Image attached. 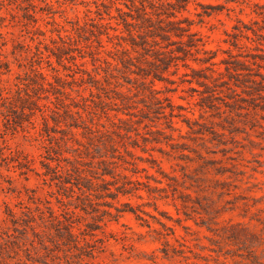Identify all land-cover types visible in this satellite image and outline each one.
<instances>
[{"label":"rangeland","instance_id":"374dc122","mask_svg":"<svg viewBox=\"0 0 264 264\" xmlns=\"http://www.w3.org/2000/svg\"><path fill=\"white\" fill-rule=\"evenodd\" d=\"M168 1L2 0L0 264L264 263V0H188L199 51L163 71L175 45H133L116 7Z\"/></svg>","mask_w":264,"mask_h":264},{"label":"trees","instance_id":"16d2710c","mask_svg":"<svg viewBox=\"0 0 264 264\" xmlns=\"http://www.w3.org/2000/svg\"><path fill=\"white\" fill-rule=\"evenodd\" d=\"M2 0H0V6ZM135 0H132V5H135ZM188 0H176V4L171 3V2H160L158 4V6L153 5L155 8L154 11H151L150 13H148V11L145 9V5L141 4V9L139 8V12L137 13L136 16H133L130 12H126V11H122L120 8L116 7V10L118 12L119 17L121 18L125 29L128 31L130 39H131V43L133 45H137V43L135 42V36L133 35V33L131 31L135 30L137 37H140L142 39V43H140V45L145 49L146 45H150V46H158V44L160 43L158 41V39H160L161 41H166L167 44L164 46H171V45H175L174 49H169L168 51H162V46H159V49H157L156 51H158V54H163V53H167L168 55L166 56L167 59H163L162 63L165 64V67H163V71H165L170 64L172 65H176V61L177 60H184L185 56H187L188 54H191V49L195 48L196 51H199V41L200 39L197 37L196 38V33L191 32L189 30V25L191 24L189 21H187L186 19H180L178 17H176V12H180L181 10L185 9V6L187 4ZM150 4V3H149ZM257 5V4H256ZM176 7V9H175ZM261 14V13H259ZM109 15V14H108ZM152 16H155V18H153ZM127 17H129L131 20L134 21H129L127 19ZM140 22V24L137 22ZM184 22H186V25H182ZM137 26V27H136ZM132 28V29H131ZM137 28V29H136ZM255 32V31H254ZM260 37H262L264 39V35L263 34H258ZM115 37H118L117 35H115ZM173 37H175L176 39H173ZM183 37H187L186 40H183ZM144 44V45H143ZM236 44V43H235ZM233 44V45H235ZM257 50H259L261 53L259 55H251L252 57V64H256L257 67H264L259 65L257 63V60L255 59L258 58L261 61H264V49L263 48H259L257 47ZM127 50H123V53L126 52ZM205 52V51H204ZM177 53H181L182 56L178 55ZM156 58V57H155ZM213 58L212 55L206 57V58H194L193 60L195 62H201V63H205V62H209L211 67H207V69H211L212 67L215 65V63L213 61H211V59ZM127 59H131L130 57H128ZM57 61L61 62V57L57 56ZM0 62H2L0 60ZM3 67L5 68L6 71H8V63L7 62H2ZM234 64L236 65V68L234 70H247V64H245L242 60L236 59L234 61ZM183 66L186 68H190L191 71L193 73H197L199 71H202L203 69H195L189 65H187L186 63H183ZM239 66V67H237ZM157 71V70H156ZM156 71H154L153 73V78H156L158 80H162V81H166L167 78L163 77L162 75H158L156 73ZM214 71V70H212ZM176 71H173V73H175ZM34 76L36 77V79H39L36 82L35 88L36 90H40V71L38 70H34L33 71ZM146 76V73L144 74ZM255 76H259L261 77V79H263L264 74H262L261 72H258L256 74H254ZM42 78H44V76L41 74ZM203 78H207L206 76H203ZM39 81V82H38ZM254 83H257L256 80H252ZM201 85H204L205 83H200ZM264 88V86H263ZM45 89V88H44ZM17 92L19 94V98L22 97V95L20 94V88L18 87ZM60 94H65L63 91H58ZM38 94V93H35ZM37 99L40 98L39 95H36ZM25 97L26 99L29 101V105L28 106H24L22 107V109L27 108L28 109V113L27 115H32L35 109H39V105L37 103V99H33V96H31L28 93H25ZM11 103L10 97L4 96L2 94V91L0 90V113L2 108H7L6 105ZM64 111L63 113H65L66 115H73V112L71 111V109H69V107L64 104ZM68 126H77L75 123L72 124H68ZM104 175H110L112 176L111 171H108V169H103L102 172L100 173L99 179H101V181H103V184L105 185H109V182L106 181L104 179ZM96 178V177H95ZM78 178H76L77 180ZM89 182L87 185L83 184L81 186L85 187L86 190H91L93 188V182L91 181V179H89ZM80 188V187H78ZM106 190H109L107 187H105ZM107 195L110 198H115L116 194L111 193L109 191H107ZM123 193H125V189L122 191ZM107 206H111L107 203ZM107 212V211H106ZM70 225H68L67 227V234L69 236H72L73 233L70 229ZM241 231L244 232L243 234L245 236V240L244 242L250 241V242H257L256 241V237L251 234L248 230L241 228ZM233 239H239L240 237H237V235H232ZM263 242L259 241V245H261ZM264 249V248H263ZM254 250H257L253 247H248L245 257H243V259L248 260V263L246 264H264L262 261H260V257H263V253L261 251V253H258Z\"/></svg>","mask_w":264,"mask_h":264}]
</instances>
